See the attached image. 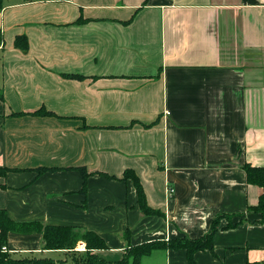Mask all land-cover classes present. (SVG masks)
<instances>
[{"label":"crops","instance_id":"0c3cea01","mask_svg":"<svg viewBox=\"0 0 264 264\" xmlns=\"http://www.w3.org/2000/svg\"><path fill=\"white\" fill-rule=\"evenodd\" d=\"M244 165L264 167V0H3L0 209L11 221L94 232L113 262L244 214L234 229L220 221L214 254L195 264L262 262L264 223L247 213L262 190ZM126 170L159 215L140 211ZM5 249L74 264L39 233H9ZM140 264L186 254L159 249Z\"/></svg>","mask_w":264,"mask_h":264},{"label":"trees","instance_id":"16d2710c","mask_svg":"<svg viewBox=\"0 0 264 264\" xmlns=\"http://www.w3.org/2000/svg\"><path fill=\"white\" fill-rule=\"evenodd\" d=\"M28 1V0H26ZM3 0H0V10L2 9ZM25 38L18 37L15 40L16 47H19ZM26 43V42H25ZM22 48L25 46L22 45ZM37 114L48 115L45 111L37 112ZM6 169H0V175L6 173ZM45 169H39L38 174H41ZM243 171L245 173L246 182L249 185L259 187L262 192L258 198L257 204L247 208V213H254L260 215L259 222L264 223V167H252L244 165ZM89 174L83 172V179L86 180ZM130 179L134 185L137 195V202L140 211L147 216H157L160 212L155 211L147 206L145 196L143 194L142 186L137 176L131 170H126L121 180ZM244 214H221L215 217L210 225L209 232L197 239H176L164 241H154L144 243L137 246H129L122 258L118 261H106L96 254V251L106 250L107 246L104 240L97 234L91 231H84L82 233L68 227L57 226H43L40 223H16L11 221L4 210L0 209V264H56L52 259L47 258H11L8 254L2 253L1 249L7 244V235L9 233L31 234L39 233L42 235L45 250H60L71 253V260L74 264H140L144 256L159 249L163 250H183L186 254V264H195L194 255L198 252L213 251V237L217 232L218 225L221 220H226L227 224L223 230H230L244 223ZM237 219L233 223L232 219ZM126 237V234L124 235ZM81 240L85 243V250L82 253L75 251L76 243ZM248 264H264L262 262L248 263Z\"/></svg>","mask_w":264,"mask_h":264},{"label":"built area","instance_id":"2783aa9c","mask_svg":"<svg viewBox=\"0 0 264 264\" xmlns=\"http://www.w3.org/2000/svg\"><path fill=\"white\" fill-rule=\"evenodd\" d=\"M171 191H172V190H171ZM83 249H84V245H83V244L78 245L77 250H83ZM1 252H2V253L6 252L5 247H3V248L1 249Z\"/></svg>","mask_w":264,"mask_h":264},{"label":"rangeland","instance_id":"374dc122","mask_svg":"<svg viewBox=\"0 0 264 264\" xmlns=\"http://www.w3.org/2000/svg\"><path fill=\"white\" fill-rule=\"evenodd\" d=\"M54 259H58V258H54ZM60 259V258H59Z\"/></svg>","mask_w":264,"mask_h":264}]
</instances>
